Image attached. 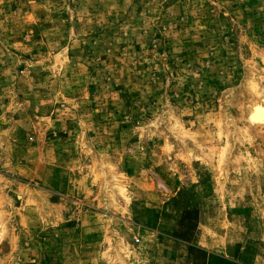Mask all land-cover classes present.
Instances as JSON below:
<instances>
[{"label":"rangeland","instance_id":"1","mask_svg":"<svg viewBox=\"0 0 264 264\" xmlns=\"http://www.w3.org/2000/svg\"><path fill=\"white\" fill-rule=\"evenodd\" d=\"M264 0H0V264H264Z\"/></svg>","mask_w":264,"mask_h":264},{"label":"bare ground","instance_id":"2","mask_svg":"<svg viewBox=\"0 0 264 264\" xmlns=\"http://www.w3.org/2000/svg\"><path fill=\"white\" fill-rule=\"evenodd\" d=\"M249 119L255 126H264V104L256 105L250 113Z\"/></svg>","mask_w":264,"mask_h":264}]
</instances>
